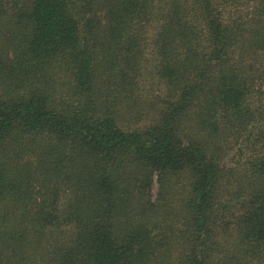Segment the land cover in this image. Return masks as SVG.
<instances>
[{"label":"trees","instance_id":"obj_1","mask_svg":"<svg viewBox=\"0 0 264 264\" xmlns=\"http://www.w3.org/2000/svg\"><path fill=\"white\" fill-rule=\"evenodd\" d=\"M0 264H264V0H0Z\"/></svg>","mask_w":264,"mask_h":264},{"label":"rangeland","instance_id":"obj_2","mask_svg":"<svg viewBox=\"0 0 264 264\" xmlns=\"http://www.w3.org/2000/svg\"><path fill=\"white\" fill-rule=\"evenodd\" d=\"M150 34H151V30H150ZM240 142H242L241 138L238 140V143L234 145V148L231 150V152L228 154V156H226V159L224 160V163L226 165L232 166L228 168H236L240 166V162L242 161V158L247 154V151L243 149L242 147H240V146H243V144H240ZM156 190H157V184L154 183V186H153L154 195L156 193Z\"/></svg>","mask_w":264,"mask_h":264}]
</instances>
